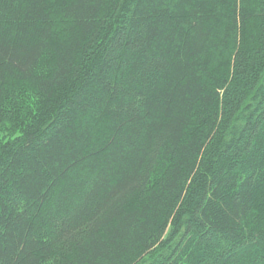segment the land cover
Segmentation results:
<instances>
[{"label":"trees","instance_id":"16d2710c","mask_svg":"<svg viewBox=\"0 0 264 264\" xmlns=\"http://www.w3.org/2000/svg\"><path fill=\"white\" fill-rule=\"evenodd\" d=\"M0 264H264V0H0Z\"/></svg>","mask_w":264,"mask_h":264}]
</instances>
